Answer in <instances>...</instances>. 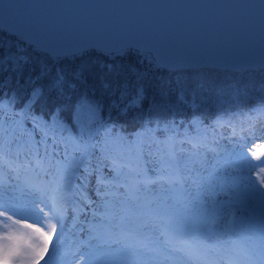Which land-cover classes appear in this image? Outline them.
<instances>
[{
    "label": "snow or ice",
    "instance_id": "obj_1",
    "mask_svg": "<svg viewBox=\"0 0 264 264\" xmlns=\"http://www.w3.org/2000/svg\"><path fill=\"white\" fill-rule=\"evenodd\" d=\"M0 264H264V0H0Z\"/></svg>",
    "mask_w": 264,
    "mask_h": 264
},
{
    "label": "rangeland",
    "instance_id": "obj_2",
    "mask_svg": "<svg viewBox=\"0 0 264 264\" xmlns=\"http://www.w3.org/2000/svg\"><path fill=\"white\" fill-rule=\"evenodd\" d=\"M217 131L222 133L223 137H227L228 136V129L227 128H218Z\"/></svg>",
    "mask_w": 264,
    "mask_h": 264
}]
</instances>
